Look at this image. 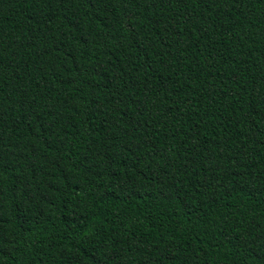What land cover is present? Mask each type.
<instances>
[{"label": "trees", "instance_id": "trees-1", "mask_svg": "<svg viewBox=\"0 0 264 264\" xmlns=\"http://www.w3.org/2000/svg\"><path fill=\"white\" fill-rule=\"evenodd\" d=\"M0 264H264V0H0Z\"/></svg>", "mask_w": 264, "mask_h": 264}]
</instances>
